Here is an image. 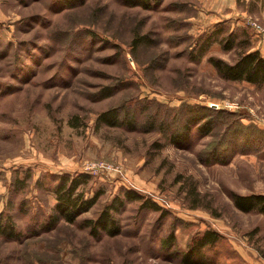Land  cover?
<instances>
[{
    "label": "rangeland",
    "instance_id": "rangeland-1",
    "mask_svg": "<svg viewBox=\"0 0 264 264\" xmlns=\"http://www.w3.org/2000/svg\"><path fill=\"white\" fill-rule=\"evenodd\" d=\"M144 2L0 0V224L16 233L0 231V264H183L209 229L223 239L204 264H264V215L234 203L264 194V84L212 63L254 50L259 5ZM111 109L120 125L100 121ZM65 173L90 174L86 197H101L52 225ZM128 190L143 199L114 211L118 235H93L88 222Z\"/></svg>",
    "mask_w": 264,
    "mask_h": 264
},
{
    "label": "trees",
    "instance_id": "trees-1",
    "mask_svg": "<svg viewBox=\"0 0 264 264\" xmlns=\"http://www.w3.org/2000/svg\"><path fill=\"white\" fill-rule=\"evenodd\" d=\"M133 5H138L143 0H128ZM148 2L149 0H144ZM213 32L209 40H203L199 43L201 49H207L209 44L219 37V32ZM223 30L222 32H224ZM232 37L227 38L231 41V38L235 34H231ZM234 44V43H233ZM230 47V45L228 46ZM232 47V46H231ZM212 63L218 68L224 77L233 81H247L252 84H264V53L260 50H249L242 52L238 60L234 64H230L224 60L212 59ZM117 109H111L103 112L99 119L109 125H120ZM201 116L195 114L186 123V130L182 134H177L173 137L174 141L183 138L187 135V130L193 123H198L201 120ZM204 128V127H202ZM209 129V128H208ZM91 175L88 173L81 174H69L65 173L56 178V185L53 192L57 199L54 215L51 217L50 223L52 225L58 223L60 218L64 219L68 223H75L80 215L91 209L100 199L101 192L96 191L92 197H86V189L90 183ZM143 197L133 190L125 192L124 196H117L113 202L106 206L99 218L95 221L88 222L91 225V232L97 236L101 231L115 236L120 232V226L117 219L114 216V211H118L127 200L134 201L140 200ZM235 206L244 212L258 211L264 215V194H252V195H235ZM142 208H153L155 210H161L162 214L166 215L167 211L163 209L157 202L153 200H146L142 203ZM0 231L3 234L14 237L15 227L11 222V218L7 219V223L0 224ZM223 239V236L214 230H206L203 234L196 236L192 240L190 248L183 254V264H204L206 250L216 246Z\"/></svg>",
    "mask_w": 264,
    "mask_h": 264
},
{
    "label": "crops",
    "instance_id": "crops-1",
    "mask_svg": "<svg viewBox=\"0 0 264 264\" xmlns=\"http://www.w3.org/2000/svg\"><path fill=\"white\" fill-rule=\"evenodd\" d=\"M234 1L235 0H204V7L208 11H216L218 13L219 12L222 13L223 11L233 7ZM254 3L259 5V9H258L259 12L258 13H251V17H252V14H254V16L259 18L264 24V0H259V1L258 0H251V9H252ZM256 41L257 40H255V42L253 43V49L264 51V40L259 38V40L257 42Z\"/></svg>",
    "mask_w": 264,
    "mask_h": 264
},
{
    "label": "built area",
    "instance_id": "built-area-1",
    "mask_svg": "<svg viewBox=\"0 0 264 264\" xmlns=\"http://www.w3.org/2000/svg\"><path fill=\"white\" fill-rule=\"evenodd\" d=\"M251 27L256 32V36L264 40V27L261 24L254 21L251 23Z\"/></svg>",
    "mask_w": 264,
    "mask_h": 264
}]
</instances>
